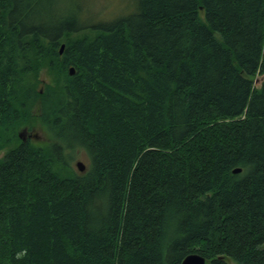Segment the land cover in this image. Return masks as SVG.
I'll return each mask as SVG.
<instances>
[{
    "label": "trees",
    "instance_id": "obj_1",
    "mask_svg": "<svg viewBox=\"0 0 264 264\" xmlns=\"http://www.w3.org/2000/svg\"><path fill=\"white\" fill-rule=\"evenodd\" d=\"M126 4L0 0V264H264V0Z\"/></svg>",
    "mask_w": 264,
    "mask_h": 264
},
{
    "label": "rangeland",
    "instance_id": "obj_2",
    "mask_svg": "<svg viewBox=\"0 0 264 264\" xmlns=\"http://www.w3.org/2000/svg\"><path fill=\"white\" fill-rule=\"evenodd\" d=\"M127 0L122 2V0H84V3L87 8L88 14H96L97 19L107 18L113 19L112 16L116 14V12L123 11V9L127 8L126 4ZM70 4V3H69ZM38 78L35 79V86L40 90H45L46 86L49 84H54L56 82L57 73L50 68L49 65H44L42 69L38 73ZM27 129L24 133L26 137H20L26 140L31 139L38 143H45L49 141L48 135L46 136V132L42 125H37L34 129L29 128L28 126H22L21 130ZM20 130V132H21ZM19 132V133H20ZM10 146L0 149V158H2ZM82 160L84 164H86V168L89 165V160L87 154L84 151H77L73 157L72 167L75 170L77 169L76 162Z\"/></svg>",
    "mask_w": 264,
    "mask_h": 264
},
{
    "label": "water",
    "instance_id": "obj_3",
    "mask_svg": "<svg viewBox=\"0 0 264 264\" xmlns=\"http://www.w3.org/2000/svg\"><path fill=\"white\" fill-rule=\"evenodd\" d=\"M64 44H61L60 46V52L62 53L64 50ZM74 67L71 66L69 67L68 73L70 74H74ZM263 78L261 76H257V79L255 81L256 85L259 84L261 82ZM27 129L21 130V132L19 133L20 137H24V133L26 132ZM77 168L80 172H83L86 170V164L83 163L82 160H79L76 162ZM242 168L241 167H235V169L233 170L234 173L236 172H241ZM181 264H207V258L204 255H200L198 253L195 252H191L188 255H186V257L183 259Z\"/></svg>",
    "mask_w": 264,
    "mask_h": 264
},
{
    "label": "flooded vegetation",
    "instance_id": "obj_4",
    "mask_svg": "<svg viewBox=\"0 0 264 264\" xmlns=\"http://www.w3.org/2000/svg\"><path fill=\"white\" fill-rule=\"evenodd\" d=\"M24 135V137H26V135L25 134H23ZM27 139V138H26Z\"/></svg>",
    "mask_w": 264,
    "mask_h": 264
},
{
    "label": "bare ground",
    "instance_id": "obj_5",
    "mask_svg": "<svg viewBox=\"0 0 264 264\" xmlns=\"http://www.w3.org/2000/svg\"><path fill=\"white\" fill-rule=\"evenodd\" d=\"M236 167H239V166H236ZM234 169H235V168H234ZM234 169H233V170H234ZM233 173H234V172H233Z\"/></svg>",
    "mask_w": 264,
    "mask_h": 264
}]
</instances>
